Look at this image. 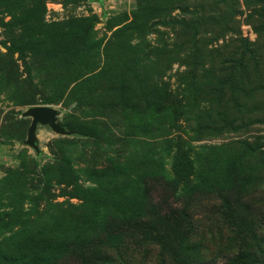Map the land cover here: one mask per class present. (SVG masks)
Here are the masks:
<instances>
[{
	"label": "rangeland",
	"instance_id": "rangeland-1",
	"mask_svg": "<svg viewBox=\"0 0 264 264\" xmlns=\"http://www.w3.org/2000/svg\"><path fill=\"white\" fill-rule=\"evenodd\" d=\"M36 106L70 133L38 151ZM179 226L200 264L264 261V0H0V251L170 264Z\"/></svg>",
	"mask_w": 264,
	"mask_h": 264
},
{
	"label": "trees",
	"instance_id": "trees-1",
	"mask_svg": "<svg viewBox=\"0 0 264 264\" xmlns=\"http://www.w3.org/2000/svg\"><path fill=\"white\" fill-rule=\"evenodd\" d=\"M213 18L211 16H201L198 18L197 14H194L193 17H191L190 20H188V24L190 25V29L188 32H194V34L197 33V27L202 26L204 23H209ZM246 146L249 154H257L260 152V148L252 147L249 148L247 144H244ZM161 178V177H160ZM167 184H173L169 182L168 178L162 177ZM175 185V184H174ZM173 186V185H171ZM118 211H122V215L128 214V208L122 200H119L118 203ZM167 217V218H166ZM162 216L160 217V221L165 222V220L170 219L169 216ZM238 218L236 215H234L233 218L239 220L242 218ZM235 220V221H237ZM175 221H179L178 219H175ZM151 225V224H150ZM26 233L23 231V234ZM169 239L172 240L175 244L173 245L171 242H167L171 248H170V257L173 258V261L170 262V264H200L198 259H194L190 256V254H187L189 249L186 247V235L182 232L181 227L179 226L177 229V232L173 235H168ZM62 237L60 236V239ZM60 241V240H58ZM65 241V240H61ZM165 241V240H163ZM162 246V245H161ZM116 245L112 243L111 246L107 247V250H98V251H87L85 249L78 250V252H82L83 256L79 258V260L72 262V264H127V262L123 258V254L120 251H113L115 249ZM164 248V246H162ZM5 248V249H4ZM3 248L5 250V253L3 251H0V264H70L69 262L64 261H57L55 258L51 257V255L44 254L43 252L45 250H40L39 248L31 249L30 247H25V244H23V251H20L17 246H9L6 245ZM166 248V247H165ZM164 248V249H165ZM117 252L115 257L112 256V252ZM62 252V251H61ZM69 253H72L70 251ZM186 254V255H184ZM250 258L253 259V261H250ZM237 264H264V261H261L257 259V257H251L246 249L240 250L238 253V259L235 261Z\"/></svg>",
	"mask_w": 264,
	"mask_h": 264
},
{
	"label": "water",
	"instance_id": "water-1",
	"mask_svg": "<svg viewBox=\"0 0 264 264\" xmlns=\"http://www.w3.org/2000/svg\"><path fill=\"white\" fill-rule=\"evenodd\" d=\"M59 112L51 107L36 106L25 110L22 113V117L30 118V124L27 129L26 140L24 143L32 147L35 151H38L36 141V128L38 124L47 125L51 130L60 135H69L70 133L64 129L59 123H57V116Z\"/></svg>",
	"mask_w": 264,
	"mask_h": 264
}]
</instances>
